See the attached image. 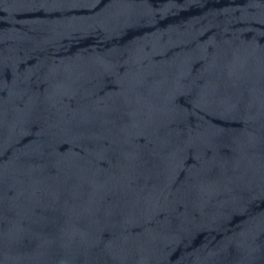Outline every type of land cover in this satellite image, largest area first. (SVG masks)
Wrapping results in <instances>:
<instances>
[{"label":"water","instance_id":"obj_1","mask_svg":"<svg viewBox=\"0 0 264 264\" xmlns=\"http://www.w3.org/2000/svg\"><path fill=\"white\" fill-rule=\"evenodd\" d=\"M0 264H264V0H0Z\"/></svg>","mask_w":264,"mask_h":264}]
</instances>
